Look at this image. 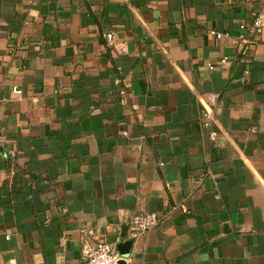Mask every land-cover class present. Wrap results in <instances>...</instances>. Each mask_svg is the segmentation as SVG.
Masks as SVG:
<instances>
[{
    "label": "crops",
    "instance_id": "crops-1",
    "mask_svg": "<svg viewBox=\"0 0 264 264\" xmlns=\"http://www.w3.org/2000/svg\"><path fill=\"white\" fill-rule=\"evenodd\" d=\"M260 10L0 0V264H76L82 227L133 242L127 264H264V31L240 27Z\"/></svg>",
    "mask_w": 264,
    "mask_h": 264
},
{
    "label": "built area",
    "instance_id": "built-area-1",
    "mask_svg": "<svg viewBox=\"0 0 264 264\" xmlns=\"http://www.w3.org/2000/svg\"><path fill=\"white\" fill-rule=\"evenodd\" d=\"M240 27L248 32H251L258 39L264 31V10H260L252 19L249 24H241ZM218 37H222V33L218 34ZM108 46L114 45L115 42V32L114 30L107 32L105 34ZM227 58L224 57L222 62H226ZM210 68H214L210 65ZM19 96L22 95V90L14 87L13 90ZM121 97L125 98L128 96L127 90L122 89L120 91ZM217 98V96H215ZM203 125L209 130V137L211 140H215L218 136V118L215 106H210L206 108L202 114ZM123 134L127 135L126 130L122 131ZM4 147V137L0 132V153ZM12 157L15 156L13 150L10 151ZM186 212V208L183 207ZM162 221V216L156 211H147L142 213H137L128 219V231L133 237L139 238L144 234H148L156 229ZM110 229L107 228L106 232ZM83 241V250L81 259L76 264H120L121 256L116 249L114 243L109 241L108 238L100 235L94 228H84L80 229ZM96 239V242L93 240Z\"/></svg>",
    "mask_w": 264,
    "mask_h": 264
},
{
    "label": "water",
    "instance_id": "water-1",
    "mask_svg": "<svg viewBox=\"0 0 264 264\" xmlns=\"http://www.w3.org/2000/svg\"><path fill=\"white\" fill-rule=\"evenodd\" d=\"M126 232H127V226L125 225L123 232H122L123 238L126 236ZM132 245H133V242L131 241L128 242L127 244L126 243L118 244L117 251L119 252L121 256L120 264H127L126 259L130 257Z\"/></svg>",
    "mask_w": 264,
    "mask_h": 264
}]
</instances>
